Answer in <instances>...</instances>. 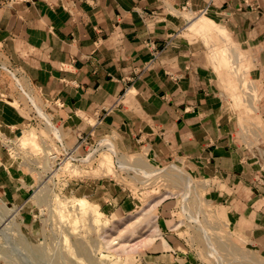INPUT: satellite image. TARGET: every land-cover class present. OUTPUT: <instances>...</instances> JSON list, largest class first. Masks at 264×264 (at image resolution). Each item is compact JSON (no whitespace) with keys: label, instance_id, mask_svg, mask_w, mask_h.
Segmentation results:
<instances>
[{"label":"crops","instance_id":"1","mask_svg":"<svg viewBox=\"0 0 264 264\" xmlns=\"http://www.w3.org/2000/svg\"><path fill=\"white\" fill-rule=\"evenodd\" d=\"M205 6L254 55L264 116V0H0V65L68 138L92 120L126 150L186 157L219 175L230 201L257 199L261 224L264 185L252 182L264 176L261 151L219 118L220 84L195 41L170 38L186 23L181 11ZM2 66L0 129L11 134L25 125L26 107ZM24 186L22 166L0 147V200L19 202Z\"/></svg>","mask_w":264,"mask_h":264},{"label":"rangeland","instance_id":"2","mask_svg":"<svg viewBox=\"0 0 264 264\" xmlns=\"http://www.w3.org/2000/svg\"><path fill=\"white\" fill-rule=\"evenodd\" d=\"M180 13L186 23L170 38L195 41L220 84L219 118L234 123L247 148L260 149L264 174L254 55L206 6ZM25 107L16 131L24 156H7L31 186L19 202L0 200V264H264V222L254 220L263 207L254 197L244 200L253 207L232 202L206 167L146 145L126 150L117 135L96 131V121L71 138L54 123L36 127ZM252 182L264 185V176ZM138 225L149 230L128 241Z\"/></svg>","mask_w":264,"mask_h":264},{"label":"built area","instance_id":"3","mask_svg":"<svg viewBox=\"0 0 264 264\" xmlns=\"http://www.w3.org/2000/svg\"><path fill=\"white\" fill-rule=\"evenodd\" d=\"M2 66V65H0ZM4 67V66H2ZM4 69L7 70L12 76V78L16 81V88L21 93L25 100L26 104L28 106V109L32 111V123L38 127H53V122L51 118L45 113V109H43L40 105L37 104L34 95L29 90L25 89L22 84L18 81L17 74L13 72L10 68L4 67ZM8 128L11 130L10 126ZM57 129L54 128V133L56 136H60L57 132H55ZM13 133V134H12ZM11 134H7L4 131L0 129V147H2L7 154H9V157H15V158H21L24 156V152L21 150V144L19 142V136L16 134V129L12 131ZM57 136V137H58ZM56 137V144L60 146L64 151H66L68 148H66L58 138ZM55 153H52V157ZM15 162V161H14ZM19 163V162H18ZM20 164V163H19Z\"/></svg>","mask_w":264,"mask_h":264},{"label":"bare ground","instance_id":"4","mask_svg":"<svg viewBox=\"0 0 264 264\" xmlns=\"http://www.w3.org/2000/svg\"><path fill=\"white\" fill-rule=\"evenodd\" d=\"M207 20H211V19H209V18H205V22H208ZM202 22V21H201ZM201 23H199V25H200ZM149 230V228H148V225H147V227L146 228H144V227H142V225H138L136 228H135V230L132 232V233H134L135 232V235H131L130 236V238L128 239V241L129 240H133L135 237H141L145 232H147ZM153 231V229L151 230V232Z\"/></svg>","mask_w":264,"mask_h":264}]
</instances>
